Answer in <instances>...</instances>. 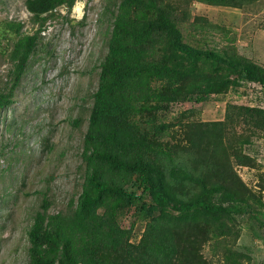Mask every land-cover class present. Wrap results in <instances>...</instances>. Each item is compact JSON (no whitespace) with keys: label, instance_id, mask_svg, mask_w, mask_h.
I'll list each match as a JSON object with an SVG mask.
<instances>
[{"label":"trees","instance_id":"16d2710c","mask_svg":"<svg viewBox=\"0 0 264 264\" xmlns=\"http://www.w3.org/2000/svg\"><path fill=\"white\" fill-rule=\"evenodd\" d=\"M75 1L25 0L38 24L33 33L21 21H0V48L10 64L0 110L14 102L48 17ZM176 1L109 0L103 8L111 27L81 144V188L62 210L50 211V198L42 196L27 230L26 264H190L180 259L190 233L185 219L199 224L202 215L206 234L235 215L264 226V210L251 203L232 168L253 166L242 145L253 134L264 136V108L228 103L223 121L166 119L175 104L203 101L241 79L264 84V67L184 40ZM198 1L243 6L249 0ZM241 122L247 132L225 140L224 125ZM188 183L199 189L185 200L177 190L186 194ZM167 208L174 210L170 217ZM135 212L145 225L132 241L134 222L125 227L120 215Z\"/></svg>","mask_w":264,"mask_h":264},{"label":"rangeland","instance_id":"374dc122","mask_svg":"<svg viewBox=\"0 0 264 264\" xmlns=\"http://www.w3.org/2000/svg\"><path fill=\"white\" fill-rule=\"evenodd\" d=\"M108 1L76 0L69 10L60 6L48 17L14 102L0 110V264H26L27 230L44 194L51 201L49 210L57 211L80 191L81 144L111 27L102 15ZM175 5L177 25L188 43L227 51L264 67V0H249L243 6L177 0ZM2 20L21 21L22 30L29 33L38 27L25 0H0ZM1 49L0 89L8 82L10 66ZM228 103L264 108V84L241 79L240 85L203 101L175 104L166 119L223 121ZM187 108L190 112L178 116ZM246 132L243 122L226 124L223 137L230 140ZM242 149L253 166L232 164L233 171L249 189L251 203L264 210V136L253 134ZM198 189L196 183H188L186 194L180 189L177 193L188 200ZM166 211L170 217L174 210ZM202 218L199 215V224L185 219L190 233L182 240V263L264 264V226L235 215L211 224L213 230L206 234ZM120 221L125 227L134 222L131 240L137 241L144 218L135 212L120 215ZM196 248L197 259L191 260Z\"/></svg>","mask_w":264,"mask_h":264}]
</instances>
